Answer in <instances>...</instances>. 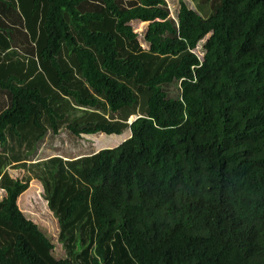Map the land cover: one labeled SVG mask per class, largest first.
I'll use <instances>...</instances> for the list:
<instances>
[{
	"label": "trees",
	"instance_id": "trees-1",
	"mask_svg": "<svg viewBox=\"0 0 264 264\" xmlns=\"http://www.w3.org/2000/svg\"><path fill=\"white\" fill-rule=\"evenodd\" d=\"M193 1L0 0V264H264V0ZM33 180L65 256L20 209Z\"/></svg>",
	"mask_w": 264,
	"mask_h": 264
},
{
	"label": "rangeland",
	"instance_id": "rangeland-1",
	"mask_svg": "<svg viewBox=\"0 0 264 264\" xmlns=\"http://www.w3.org/2000/svg\"><path fill=\"white\" fill-rule=\"evenodd\" d=\"M180 1L181 0H166L169 8L170 15L168 20L170 22L178 23V15L180 11ZM189 8L200 12L196 3L193 0H183ZM211 12V10H210ZM147 23L143 22H133L132 26L135 33L139 35V40L143 49H147V45L143 42L144 34L146 32ZM209 36L199 44L196 49V54L203 59L205 51L203 49ZM163 90L166 91L167 95L174 98L181 97V83L172 82L168 84H163ZM2 104L5 103L1 100ZM3 108V107H2ZM127 133H131L130 130ZM97 135V134H96ZM124 135H106L103 134V138L108 137V141L111 142L112 146L116 144L120 145L121 137ZM101 137V138H100ZM96 137L97 140H91L90 136L86 138H76L73 137L68 131H62L59 135L49 134L45 140L39 144L36 154L31 158L32 161H40L42 158L63 156L66 159H76L77 157H82L86 155H91L101 151L100 149L106 148L102 136ZM126 137V135H125ZM116 148V147H113ZM1 150V148H0ZM10 176L14 178L25 179V173L21 170H7ZM5 193L0 191V200L3 199ZM23 197V198H22ZM19 206L22 212L30 219L40 225L41 230H43L47 235L53 236L52 241L57 245L56 254L65 256L61 246H59L58 239V229L59 224L57 218L52 216V211L47 209V202L44 198L43 186L39 181L33 180L30 183L29 189L20 197Z\"/></svg>",
	"mask_w": 264,
	"mask_h": 264
},
{
	"label": "crops",
	"instance_id": "crops-1",
	"mask_svg": "<svg viewBox=\"0 0 264 264\" xmlns=\"http://www.w3.org/2000/svg\"><path fill=\"white\" fill-rule=\"evenodd\" d=\"M49 134H53V133H49ZM48 134V135H49ZM124 136L123 137H121V141L123 140H126V139H128L130 136H129V133H125V134H123ZM125 135H126V137H125ZM87 136H90L91 138V140H97V139H95L96 137H100V136H102V140H104V144H105V147L106 148H112L111 146H112V144H111V142L110 141H108V137H106V138H103V134H94V135H85V136H83V138L85 137H87ZM122 136V135H121ZM101 138V137H100ZM118 144H116L115 146H113V147H116ZM106 148H103V149H106ZM100 150H102V149H100ZM52 157V156H51ZM51 157H47V158H42V160H46V159H48V158H51ZM66 159V158H65ZM23 198V197H22Z\"/></svg>",
	"mask_w": 264,
	"mask_h": 264
},
{
	"label": "water",
	"instance_id": "water-1",
	"mask_svg": "<svg viewBox=\"0 0 264 264\" xmlns=\"http://www.w3.org/2000/svg\"><path fill=\"white\" fill-rule=\"evenodd\" d=\"M136 117L132 116V119L130 120V122H132Z\"/></svg>",
	"mask_w": 264,
	"mask_h": 264
}]
</instances>
